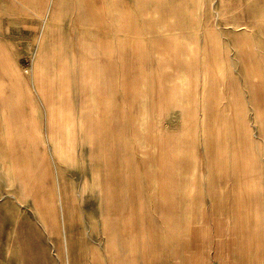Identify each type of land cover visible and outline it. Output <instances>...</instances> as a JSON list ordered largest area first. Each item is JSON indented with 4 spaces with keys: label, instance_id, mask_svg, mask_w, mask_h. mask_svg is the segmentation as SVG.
Returning a JSON list of instances; mask_svg holds the SVG:
<instances>
[{
    "label": "rangeland",
    "instance_id": "374dc122",
    "mask_svg": "<svg viewBox=\"0 0 264 264\" xmlns=\"http://www.w3.org/2000/svg\"><path fill=\"white\" fill-rule=\"evenodd\" d=\"M52 1L46 25L47 0H0V108L31 180L2 183L0 264L186 263L205 227L264 264V0Z\"/></svg>",
    "mask_w": 264,
    "mask_h": 264
},
{
    "label": "bare ground",
    "instance_id": "6f19581e",
    "mask_svg": "<svg viewBox=\"0 0 264 264\" xmlns=\"http://www.w3.org/2000/svg\"><path fill=\"white\" fill-rule=\"evenodd\" d=\"M47 4L44 8L43 12V18L42 20L48 25L47 23L50 22L49 19V10L48 8L52 5V0H47ZM87 9L92 10V7L96 5L95 1L94 3L87 1ZM89 15V14H87ZM92 15V14H91ZM90 15V16H91ZM93 16V15H92ZM20 77V76H19ZM0 91H2V87L0 88ZM4 108H0V123L4 125H0V190L2 189V183L8 187L13 186V184H17V187L19 190L22 191L23 195L26 196V191L28 190L29 183L31 180L29 178H26V174L28 173L26 169L27 163L21 159H19L20 156L14 155L11 150L15 149V145H9V141L13 138V134L16 132L14 131L13 127L10 129L8 125H6V115H4ZM141 124V123H140ZM52 182L50 184H46V180L42 179V181L39 184L38 180V189L39 193H41L42 198L45 199V196L48 197L47 201L45 203L49 204L50 209L54 210L53 212L54 220L56 222V225H58V214H57V207H55L53 201L56 199V192H55V185L56 178L53 176ZM33 181V178H32ZM44 181V182H43ZM47 187L50 188V191L44 193L43 189ZM49 209V210H50ZM92 240V239H91Z\"/></svg>",
    "mask_w": 264,
    "mask_h": 264
},
{
    "label": "crops",
    "instance_id": "0c3cea01",
    "mask_svg": "<svg viewBox=\"0 0 264 264\" xmlns=\"http://www.w3.org/2000/svg\"><path fill=\"white\" fill-rule=\"evenodd\" d=\"M214 219V218H212ZM209 221V219L207 220ZM206 228V241L202 239V235L200 231L197 233L196 228L191 232V240L188 243L186 242V246H181L184 248V251H188L189 257L187 258L186 263L181 261V263L177 264H200L199 259L196 256H200L201 252L204 255L205 259L202 260L203 264H230L229 257H230V239L229 236L226 239V235L224 232L219 233L216 230H211L207 227ZM261 231V228H260ZM262 235V231H261ZM210 236V237H209ZM196 239H199V242H196ZM198 243V244H197ZM200 243V244H199ZM229 243V244H228ZM210 244V246H209ZM204 245V247H202ZM213 245V246H212ZM172 264V263H171Z\"/></svg>",
    "mask_w": 264,
    "mask_h": 264
}]
</instances>
